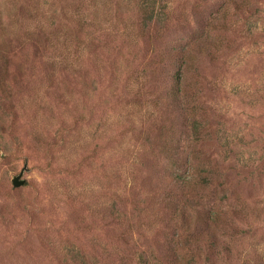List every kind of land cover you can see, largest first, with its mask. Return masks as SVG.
I'll return each instance as SVG.
<instances>
[{"label":"rangeland","instance_id":"obj_1","mask_svg":"<svg viewBox=\"0 0 264 264\" xmlns=\"http://www.w3.org/2000/svg\"><path fill=\"white\" fill-rule=\"evenodd\" d=\"M0 264H264V0H0Z\"/></svg>","mask_w":264,"mask_h":264},{"label":"water","instance_id":"obj_2","mask_svg":"<svg viewBox=\"0 0 264 264\" xmlns=\"http://www.w3.org/2000/svg\"><path fill=\"white\" fill-rule=\"evenodd\" d=\"M21 172H22V170H20L17 174H15L11 177L10 182H11L12 186L16 187V186H19L22 184L23 179L19 177Z\"/></svg>","mask_w":264,"mask_h":264},{"label":"trees","instance_id":"obj_3","mask_svg":"<svg viewBox=\"0 0 264 264\" xmlns=\"http://www.w3.org/2000/svg\"><path fill=\"white\" fill-rule=\"evenodd\" d=\"M176 80H178L179 81V79L177 78Z\"/></svg>","mask_w":264,"mask_h":264}]
</instances>
